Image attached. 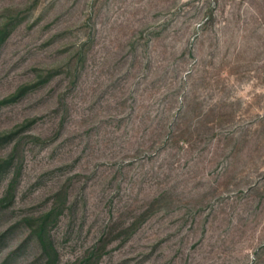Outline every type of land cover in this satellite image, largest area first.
Instances as JSON below:
<instances>
[{
    "label": "rangeland",
    "instance_id": "obj_1",
    "mask_svg": "<svg viewBox=\"0 0 264 264\" xmlns=\"http://www.w3.org/2000/svg\"><path fill=\"white\" fill-rule=\"evenodd\" d=\"M0 264H264V0H0Z\"/></svg>",
    "mask_w": 264,
    "mask_h": 264
},
{
    "label": "trees",
    "instance_id": "obj_2",
    "mask_svg": "<svg viewBox=\"0 0 264 264\" xmlns=\"http://www.w3.org/2000/svg\"><path fill=\"white\" fill-rule=\"evenodd\" d=\"M14 100V98H11V99H9V100H6L5 102H3V104L4 103H7V102H10V101H13Z\"/></svg>",
    "mask_w": 264,
    "mask_h": 264
}]
</instances>
